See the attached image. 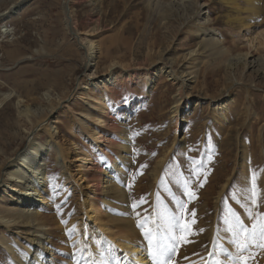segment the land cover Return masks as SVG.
<instances>
[{
	"label": "rangeland",
	"instance_id": "obj_1",
	"mask_svg": "<svg viewBox=\"0 0 264 264\" xmlns=\"http://www.w3.org/2000/svg\"><path fill=\"white\" fill-rule=\"evenodd\" d=\"M17 1L20 6L8 12ZM190 3L191 10L182 2L173 12L165 9L172 16L160 18L147 0H0V160L26 146L22 136L29 125L16 115L23 100L57 106L55 99L71 91L52 114L53 125L60 137L75 141L101 164L104 191L98 205L104 220L118 225L117 218H129L140 232L137 240L150 251L149 264H264L259 235L264 225V81L252 74L251 83V69L230 68L248 39L264 34V0ZM182 8L184 21L178 16ZM208 31L219 42L202 47L200 37ZM88 39L97 47L86 57ZM255 52L264 58V45ZM162 63L187 86L180 88L159 71ZM124 68L134 77L122 79ZM109 70L118 80L105 89L97 81ZM45 93L55 101L45 99ZM102 97L108 110L102 117L113 125H93L94 102ZM86 110L90 117L82 116ZM89 127L101 131L104 146L98 148L82 133ZM38 132L39 141L46 142V132ZM46 160L48 188L66 217L62 222L63 212L57 211L71 242L70 260L77 264L80 252L90 248L107 253L115 264L129 263L122 250L109 246L111 241L103 242L106 235L102 227L94 230L93 220L83 227L92 247L75 246V201L60 165L52 154ZM115 185L124 196L114 192ZM0 203L14 205L2 190ZM25 229L7 239L17 253H27L31 235ZM0 233L10 236L2 226ZM161 244L170 251L153 260ZM0 264H16L1 245Z\"/></svg>",
	"mask_w": 264,
	"mask_h": 264
},
{
	"label": "bare ground",
	"instance_id": "obj_2",
	"mask_svg": "<svg viewBox=\"0 0 264 264\" xmlns=\"http://www.w3.org/2000/svg\"><path fill=\"white\" fill-rule=\"evenodd\" d=\"M71 1L76 2V0H63L64 3L68 2V4L69 2L71 3ZM158 1L159 0H147V5H149V7L153 9L152 12L157 13L160 18L172 16L166 15L168 13L165 9L169 10V13L173 12L175 9L182 7V2L184 3V8L191 10L192 7L190 0H160L161 6L160 9H158L156 6L157 3H159ZM204 3L205 2H202L201 6L204 5ZM18 6H20V4L17 1L9 8L8 12ZM184 8H182V12L178 14L183 21L187 18V15L184 13ZM8 12L7 14H9ZM72 13V10H70L69 17L73 25L75 21ZM205 17H207V15H204L202 19ZM213 36H215L213 31L204 32L200 37V41L202 43L201 46L203 47L207 44L218 43L219 40H216V37L212 39ZM87 43L86 57L91 56L95 47H97V44H95L91 39H88ZM263 45L264 34L260 33L259 35L256 34L255 36L250 37L248 39V43L245 45V48H243L242 51H239V55L234 58V64L231 65L230 68L241 67L242 72L245 68L251 69V72L247 74L249 75L248 80L251 83L252 74L258 75L259 78H262L264 81V58L255 52V50ZM111 67L112 65L110 64L106 71ZM157 69L164 72L167 76H171L172 80L179 84L178 86H180V88L187 86L185 80L179 76L177 77L171 66H167L166 63H162V65L157 67ZM135 74L136 73H134V71L124 68L120 72V77L122 79L129 80L134 77ZM117 80L118 78L116 73L109 70L107 74L102 77V79L97 81V83L100 84L101 87H104L105 89L107 87L108 89L109 87L115 85ZM231 80L233 83L235 79L233 80L232 77ZM89 83L92 85L95 84L93 81H89ZM70 94L71 91L64 99L67 100ZM45 95V99L53 101L57 100V106H51L46 100H38L37 98L23 100L21 103L19 101L20 106L18 107L16 115L29 125L27 128L24 127V135L22 136L24 137V143L26 142V146L24 149L16 147L11 151V154L5 155L4 159L0 160V190L4 191L7 196L12 198L14 201V205L0 203V226L10 230L9 238H5L0 233V245L8 250L11 257L16 260V264H74L77 262V260L75 262L74 260L71 261L72 258L68 255L67 251H69V245L71 242H68V235L66 236L62 232L63 226L60 225V221L56 215L57 211H63H61L56 205V196H54V193L49 190L47 184L45 174L46 159L49 154H52L54 163L56 162L60 165V168L64 171V184L71 190L72 199L75 201V209L72 219L76 222V228L73 233L74 241L76 240V245H74L77 247L91 246L92 242H89V237H86V229H83V227L85 228L86 226L84 224L85 222L89 223V221L93 220L94 222L96 221V224L93 225L94 230H98L97 227H102L101 233L103 232L102 234L105 233L104 235H106V237L102 239L103 242L111 241L109 246L112 249L117 251L120 249L124 252L125 259L129 261V263L126 264H149L147 257H149L150 251L147 249V245H142L137 240L140 232H138L137 228L130 223L128 220L129 218H117L119 222L118 225L112 223L110 218H106L108 221L104 220L106 214H102L103 212L98 205V195L104 191L103 182L101 181L103 179L101 177V174L103 173L101 164L94 163L92 154L81 148V146L75 141L66 140L63 136L60 137L57 128L53 125L51 116L64 99L57 97V99L54 100L49 93H45ZM4 97H8V95H4ZM182 97L183 95L179 92L178 99L180 100ZM74 99L75 94L71 96V100ZM178 99H176V102H178ZM105 101L106 99L102 97L100 99H96L94 102L93 107L96 110L95 115L92 117L94 126L104 123V121H108L110 124L112 123V125L114 124L111 120H109L110 118L104 119L102 117V115L106 117L105 114L107 106ZM65 106L66 104L64 107ZM129 107L130 106L128 105L127 110L124 113L125 117L127 116L128 110H130L128 109ZM89 112L90 110H86L81 114L83 117H90ZM41 130L47 134L48 139L46 142L39 141L38 131ZM82 133L90 138L91 142L98 148L104 146L105 143L103 135L97 127H89L88 131L83 130ZM0 149L2 150L1 147ZM162 162L163 160L160 159L156 164L157 167L161 166ZM155 173L156 171L154 174ZM114 190L115 193H118L116 185L114 186ZM118 194H120V192ZM119 196L121 197L124 195L122 193ZM62 219V222L66 219L64 212ZM112 219L116 220V217H113ZM103 226H113L116 230L114 229L108 231L109 227ZM22 227L26 228L25 231L29 236L31 235V237H28L27 241L29 243L27 253H23L21 250L20 253H17L14 246L10 245L7 241V239L13 238V234L16 231H20V228ZM145 243L146 242H144V244ZM179 251L178 255L184 254L182 249H179ZM79 255V264H115L112 260L113 258L108 260L107 253H97L95 250L90 248L87 249L86 254L84 250H82ZM199 257L196 258L195 262ZM159 259L162 260V258Z\"/></svg>",
	"mask_w": 264,
	"mask_h": 264
},
{
	"label": "snow or ice",
	"instance_id": "obj_3",
	"mask_svg": "<svg viewBox=\"0 0 264 264\" xmlns=\"http://www.w3.org/2000/svg\"><path fill=\"white\" fill-rule=\"evenodd\" d=\"M241 230L247 231V229H243V228ZM251 235H252V238L255 239V236H256L255 226L253 229V233ZM259 235L261 236V238H264V225L260 226ZM149 244L152 245V239L151 238L149 239ZM169 251H170V248H167L163 244H161V245H159L158 253L157 252L152 253V258H153V260H156L158 258H163L168 254ZM165 264H167V261H165Z\"/></svg>",
	"mask_w": 264,
	"mask_h": 264
}]
</instances>
